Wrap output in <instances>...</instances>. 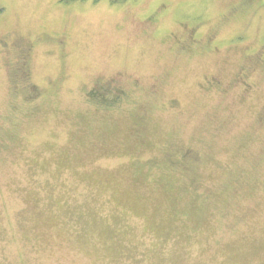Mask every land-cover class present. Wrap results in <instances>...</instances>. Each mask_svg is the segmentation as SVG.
Instances as JSON below:
<instances>
[{
  "label": "rangeland",
  "instance_id": "obj_1",
  "mask_svg": "<svg viewBox=\"0 0 264 264\" xmlns=\"http://www.w3.org/2000/svg\"><path fill=\"white\" fill-rule=\"evenodd\" d=\"M0 264H264V0H0Z\"/></svg>",
  "mask_w": 264,
  "mask_h": 264
},
{
  "label": "trees",
  "instance_id": "obj_2",
  "mask_svg": "<svg viewBox=\"0 0 264 264\" xmlns=\"http://www.w3.org/2000/svg\"><path fill=\"white\" fill-rule=\"evenodd\" d=\"M95 94H96V96H97L96 91H95V90H92V91H91L90 98L94 99L95 101H98V98H95V97H96ZM106 236L110 237V236H113V234L110 233V232H108V233H106Z\"/></svg>",
  "mask_w": 264,
  "mask_h": 264
}]
</instances>
